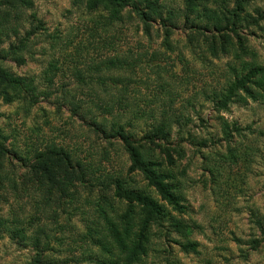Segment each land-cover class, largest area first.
<instances>
[{
	"label": "rangeland",
	"instance_id": "obj_1",
	"mask_svg": "<svg viewBox=\"0 0 264 264\" xmlns=\"http://www.w3.org/2000/svg\"><path fill=\"white\" fill-rule=\"evenodd\" d=\"M93 1L14 3V31L0 36V65L32 81L36 100L9 102L0 87V264H102L104 217L142 213L116 179L161 207L142 264H264V0L202 2L220 22L185 0H129L119 20ZM150 4L146 25L132 8ZM52 147L78 176L65 191L39 174Z\"/></svg>",
	"mask_w": 264,
	"mask_h": 264
},
{
	"label": "trees",
	"instance_id": "obj_2",
	"mask_svg": "<svg viewBox=\"0 0 264 264\" xmlns=\"http://www.w3.org/2000/svg\"><path fill=\"white\" fill-rule=\"evenodd\" d=\"M129 0H97L90 2L91 6H95L98 4H102L105 9H109L112 12V17L115 20H119V13L123 9L122 7L126 6ZM148 4L149 0H145ZM187 6L189 7L190 13L194 15H198L202 13L203 16L206 14H210L213 19L219 21V18H222V10H208V8H199L205 0H185ZM4 5L9 6V8H0V36H6L10 31H14L12 27L11 21L12 19H16V13L21 8H16L14 3H20L21 5H29L31 0H2ZM13 3V5H12ZM110 7V8H107ZM120 7V8H119ZM134 10L138 15L140 20L147 25V20L149 17L158 16V8L152 7V4L149 5L148 8L145 9L146 12H142L141 9L135 8ZM220 22V21H219ZM218 24V23H217ZM217 24H213V26L217 27ZM219 25V24H218ZM11 26V27H10ZM13 29V30H11ZM9 37V36H6ZM9 39V38H8ZM18 49L10 46L7 50L8 56L14 58L18 63H21L22 57L18 55ZM111 65H115L111 62ZM241 84V83H239ZM0 87L3 88L4 95L7 101L11 102L16 97L24 91L27 96L31 99L29 100L32 104L36 102L33 99L34 95V87L32 81H29L26 78L16 76L9 70L5 69L0 65ZM155 128V127H154ZM115 130L117 131V136L120 140L126 145L127 150L130 152V158L132 162L138 165L143 171L148 175V179L150 183L156 188L157 191L161 193H169L167 190V184H164V178L157 173L155 168L152 167V162L150 161L147 154H142L137 149L133 148L131 141L127 136H125L123 129L120 126H116ZM159 130V129H158ZM163 130H160L161 132ZM36 160L39 163V174L41 177L46 178L53 185L60 183L62 185V191H65L68 185L72 184L73 181L77 180L74 175L70 174L66 167H63V163L68 161V156L62 150H58L55 147L50 148L45 151V154L39 153L36 156ZM82 173L83 170H80ZM84 175V174H83ZM82 175V176H83ZM121 180L116 179L117 189L119 191L120 198H124L127 200L128 208L132 209L134 207L133 203L138 202L141 204L142 213H146V219L139 216L137 219L127 218L125 216H121L118 220L110 221L106 217L107 221L106 232L105 235L106 241L100 242L99 245L102 249L109 254V258H101L102 264H142L141 257L146 254V237L144 235V231L148 229L149 223L153 217L156 215L158 211L161 210V207L152 199L147 196H141V194H136L134 192H130L128 190L122 189L119 182ZM42 193H47L42 189ZM170 195V194H169ZM128 212H133L129 210ZM145 242V243H144Z\"/></svg>",
	"mask_w": 264,
	"mask_h": 264
}]
</instances>
